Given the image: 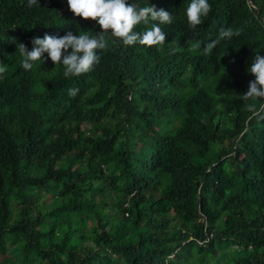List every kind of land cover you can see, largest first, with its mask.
Returning <instances> with one entry per match:
<instances>
[{
    "label": "trees",
    "instance_id": "trees-1",
    "mask_svg": "<svg viewBox=\"0 0 264 264\" xmlns=\"http://www.w3.org/2000/svg\"><path fill=\"white\" fill-rule=\"evenodd\" d=\"M190 2L126 0L172 15L165 43L105 34L92 70L65 78L47 53L23 69L17 44L99 25L67 0H0V264H264V99H241L264 0H208L194 29Z\"/></svg>",
    "mask_w": 264,
    "mask_h": 264
},
{
    "label": "clouds",
    "instance_id": "clouds-1",
    "mask_svg": "<svg viewBox=\"0 0 264 264\" xmlns=\"http://www.w3.org/2000/svg\"><path fill=\"white\" fill-rule=\"evenodd\" d=\"M38 2L39 0H28V6L31 7ZM67 5L74 16L94 20L101 31L97 32L96 36L77 35L68 31L63 36L45 34L42 38L33 37L31 40L33 47L30 51L23 43H18L17 49L23 57L21 67L26 71L32 69V62L42 63L45 59L44 54L47 53V58H50L54 64L64 66L65 78L79 76L91 71L99 62L97 50L108 47L105 34H110L126 46L137 43L149 47L162 46L165 43L166 34L160 25L172 23V15L164 9H157L154 5L139 7L134 3H126V0H67ZM210 10L211 5L208 0H191L185 9L189 28L194 29L199 26L202 23V17H206ZM150 22L151 28L146 27L144 31L133 30L137 25L147 26ZM235 34L237 33H234L232 29L221 30L217 39L204 45V54L210 56L221 39H230ZM200 44L201 42L197 41L194 46L199 48ZM246 71L251 73L254 79L249 81L248 90L241 95V99L243 101L264 99V55L257 52ZM5 72L6 68L0 66V78H3ZM78 91L77 88H70L68 95L75 97ZM246 108L253 114L257 113L253 103H248Z\"/></svg>",
    "mask_w": 264,
    "mask_h": 264
},
{
    "label": "rangeland",
    "instance_id": "rangeland-1",
    "mask_svg": "<svg viewBox=\"0 0 264 264\" xmlns=\"http://www.w3.org/2000/svg\"><path fill=\"white\" fill-rule=\"evenodd\" d=\"M88 168V165L87 164H85V165H83V166H81V169H87ZM44 198H45V202L46 203H51L54 199L53 198H49L48 196L46 197L45 195H42ZM119 196H120V193L118 194L117 192H115V191H108L107 192V194H106V197H107V201H108V203H109V205H112V203L113 202H115L116 201V199H118L119 198ZM84 223H88V222H79L77 225H78V230H77V234L78 235H80V234H85L86 236H88L89 238L92 236L89 232H88V230L84 227L83 228V226L82 225H84ZM78 238V236H76V235H72V239H77ZM79 238L76 240V242H79ZM230 250H232V249H230ZM230 252H232V251H230ZM1 258L2 257H0V261H1Z\"/></svg>",
    "mask_w": 264,
    "mask_h": 264
}]
</instances>
